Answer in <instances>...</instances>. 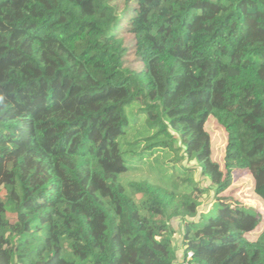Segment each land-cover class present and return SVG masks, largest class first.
I'll return each mask as SVG.
<instances>
[{"label": "trees", "instance_id": "obj_1", "mask_svg": "<svg viewBox=\"0 0 264 264\" xmlns=\"http://www.w3.org/2000/svg\"><path fill=\"white\" fill-rule=\"evenodd\" d=\"M135 5L0 0V264H264V0Z\"/></svg>", "mask_w": 264, "mask_h": 264}, {"label": "rangeland", "instance_id": "obj_2", "mask_svg": "<svg viewBox=\"0 0 264 264\" xmlns=\"http://www.w3.org/2000/svg\"><path fill=\"white\" fill-rule=\"evenodd\" d=\"M135 1L136 0H114V3L117 5L119 12L126 11V14L128 15L133 11L134 7L136 6ZM126 44L129 47V57L131 61H133L132 65L135 66L140 64L138 61H136V51L134 48L135 42L132 36H126ZM206 127L211 133L213 145V159L222 164L227 141L226 133L213 118H211L207 122ZM197 179L199 181L201 180L205 187L208 186V181L202 178L200 179L199 176L197 177ZM254 185L255 183L253 177L250 174L245 172H237L234 175V181L231 188L224 194V196L230 198L231 202L239 201L245 205L256 208L258 211H260V213H262V224L255 232L248 234V237L251 240H255L256 238H258V236L264 231V193L262 194V196L256 194L254 192ZM212 201V193L206 197H203L200 211L204 213L208 212V210L212 208ZM173 225L177 231L173 240V244L175 246L178 258L176 264H182L184 259V248L182 245V223L175 219L173 221Z\"/></svg>", "mask_w": 264, "mask_h": 264}, {"label": "built area", "instance_id": "obj_3", "mask_svg": "<svg viewBox=\"0 0 264 264\" xmlns=\"http://www.w3.org/2000/svg\"><path fill=\"white\" fill-rule=\"evenodd\" d=\"M193 256L192 253H189L187 260L183 264H189V259Z\"/></svg>", "mask_w": 264, "mask_h": 264}]
</instances>
